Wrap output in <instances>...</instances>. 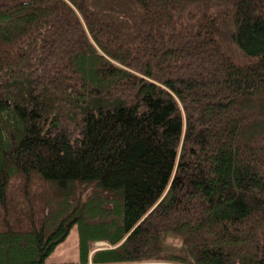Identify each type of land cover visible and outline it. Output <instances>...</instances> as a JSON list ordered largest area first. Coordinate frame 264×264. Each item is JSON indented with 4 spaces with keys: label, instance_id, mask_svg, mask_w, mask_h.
I'll return each mask as SVG.
<instances>
[{
    "label": "trees",
    "instance_id": "16d2710c",
    "mask_svg": "<svg viewBox=\"0 0 264 264\" xmlns=\"http://www.w3.org/2000/svg\"><path fill=\"white\" fill-rule=\"evenodd\" d=\"M74 226L77 264H264V0H0V264Z\"/></svg>",
    "mask_w": 264,
    "mask_h": 264
},
{
    "label": "rangeland",
    "instance_id": "374dc122",
    "mask_svg": "<svg viewBox=\"0 0 264 264\" xmlns=\"http://www.w3.org/2000/svg\"><path fill=\"white\" fill-rule=\"evenodd\" d=\"M35 189V188H34ZM170 241L172 244L181 245L182 240L177 237H170ZM79 234L77 226H74L72 230L70 231V234L67 236L65 241L60 243L55 251L50 254V256L47 258V264H77L79 262ZM109 246L106 241H95L93 243V247L99 248V247H105ZM165 264H178L171 262H162ZM88 264H93L92 262Z\"/></svg>",
    "mask_w": 264,
    "mask_h": 264
}]
</instances>
